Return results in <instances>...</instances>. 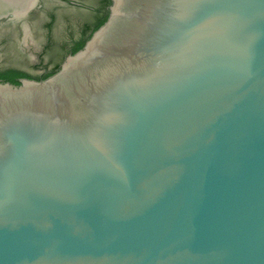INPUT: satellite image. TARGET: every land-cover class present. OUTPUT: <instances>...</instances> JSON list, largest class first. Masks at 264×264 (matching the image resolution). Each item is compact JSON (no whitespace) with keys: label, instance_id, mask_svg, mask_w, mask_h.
Returning <instances> with one entry per match:
<instances>
[{"label":"water","instance_id":"95a60500","mask_svg":"<svg viewBox=\"0 0 264 264\" xmlns=\"http://www.w3.org/2000/svg\"><path fill=\"white\" fill-rule=\"evenodd\" d=\"M107 9L0 80V264H264V0Z\"/></svg>","mask_w":264,"mask_h":264},{"label":"rangeland","instance_id":"374dc122","mask_svg":"<svg viewBox=\"0 0 264 264\" xmlns=\"http://www.w3.org/2000/svg\"><path fill=\"white\" fill-rule=\"evenodd\" d=\"M84 8L73 7L63 0H46V9L32 15V33L24 36L33 49L30 48L32 60L39 64L52 68L61 62L73 44L84 35V28L103 14V2L101 0H78ZM65 3V4H63ZM52 15V18L50 14ZM51 20V21H50ZM88 29L86 30V32ZM6 36L0 35V40ZM16 46V44L11 43ZM6 46V45H5ZM0 49V63L24 70H31V61L27 58H16L11 53L10 47Z\"/></svg>","mask_w":264,"mask_h":264},{"label":"flooded vegetation","instance_id":"af4514ba","mask_svg":"<svg viewBox=\"0 0 264 264\" xmlns=\"http://www.w3.org/2000/svg\"><path fill=\"white\" fill-rule=\"evenodd\" d=\"M11 1L14 4L16 3L15 0H11ZM63 1L67 2V4L73 7L84 8L85 6L82 2L78 0H63ZM45 2L46 0H30L28 1V4L26 3V5L20 6L22 9L20 13V12H15L13 10H9L7 9V7L5 8V4L3 3V1L0 0V35L6 36L5 38L0 40V49L2 46L3 48H6L7 46L11 45V43L16 44V46L12 45L13 47L9 46L11 49L10 54H12L18 59L25 57L28 60H32L29 51L30 48L31 49L33 48L31 45H29L30 44L29 42L27 43L28 40L26 41L25 38L23 37L26 35L28 36L30 33H32L31 17L36 12L46 9ZM52 15L53 14L51 13L50 14L51 18ZM67 54L69 53H66L65 56ZM30 63L32 67L31 70L19 69L8 65L3 66L1 63H0V69L3 70L10 67L16 68L26 72L27 74L30 75V77L34 79H38L42 77V75L45 74L50 69L45 65L43 66L39 64V61L32 60Z\"/></svg>","mask_w":264,"mask_h":264},{"label":"trees","instance_id":"16d2710c","mask_svg":"<svg viewBox=\"0 0 264 264\" xmlns=\"http://www.w3.org/2000/svg\"><path fill=\"white\" fill-rule=\"evenodd\" d=\"M103 2V14L100 15L90 26H86L84 28V35H82L78 40L73 41V44L68 48L67 53H74L77 50H79L85 43V41L90 37V35L93 33L94 30H96L107 18L108 14V5L110 4V0H101ZM88 31L86 32V30ZM64 58V57H63ZM63 60V59H62ZM60 66V62L55 64L52 68H50L45 74L42 75V77L38 79H42L47 77L48 75L54 73L56 70H58ZM32 78L29 74H27L24 71H21L16 68H6L1 70L0 69V80L1 81H9L14 84H19L20 78Z\"/></svg>","mask_w":264,"mask_h":264},{"label":"bare ground","instance_id":"6f19581e","mask_svg":"<svg viewBox=\"0 0 264 264\" xmlns=\"http://www.w3.org/2000/svg\"><path fill=\"white\" fill-rule=\"evenodd\" d=\"M1 1H3V3L5 4V8L7 7V9H9V10H13L15 12H20V11H22L20 6L26 5V3L28 4V1H30V0H15L16 1L15 4L11 0H1Z\"/></svg>","mask_w":264,"mask_h":264}]
</instances>
